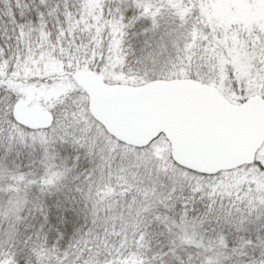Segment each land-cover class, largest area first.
<instances>
[{
	"label": "snow or ice",
	"instance_id": "snow-or-ice-1",
	"mask_svg": "<svg viewBox=\"0 0 264 264\" xmlns=\"http://www.w3.org/2000/svg\"><path fill=\"white\" fill-rule=\"evenodd\" d=\"M0 264H264V0H0Z\"/></svg>",
	"mask_w": 264,
	"mask_h": 264
}]
</instances>
